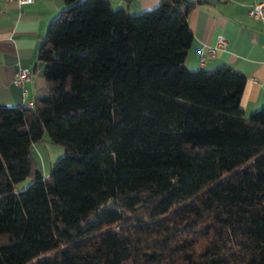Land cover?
Segmentation results:
<instances>
[{
    "label": "trees",
    "instance_id": "16d2710c",
    "mask_svg": "<svg viewBox=\"0 0 264 264\" xmlns=\"http://www.w3.org/2000/svg\"><path fill=\"white\" fill-rule=\"evenodd\" d=\"M199 1L64 0L46 95L0 106V264H264V108L245 115L233 68L185 67Z\"/></svg>",
    "mask_w": 264,
    "mask_h": 264
},
{
    "label": "crops",
    "instance_id": "0c3cea01",
    "mask_svg": "<svg viewBox=\"0 0 264 264\" xmlns=\"http://www.w3.org/2000/svg\"><path fill=\"white\" fill-rule=\"evenodd\" d=\"M20 5L0 0V106L32 103L45 96L44 65L37 60L47 24L59 14L64 0H31ZM111 8L139 14L157 6L159 0H108ZM195 1V0H193ZM264 0H200L187 17L192 40L185 55L189 71L227 65L243 75L240 107L245 115L264 108V16L254 19L247 11ZM224 46L208 57L206 49L218 38ZM29 70V80L17 86L13 73ZM42 175H45V173ZM46 176V175H45Z\"/></svg>",
    "mask_w": 264,
    "mask_h": 264
},
{
    "label": "rangeland",
    "instance_id": "374dc122",
    "mask_svg": "<svg viewBox=\"0 0 264 264\" xmlns=\"http://www.w3.org/2000/svg\"><path fill=\"white\" fill-rule=\"evenodd\" d=\"M247 113L246 115H248ZM250 115V114H249ZM30 154L32 158L36 161L39 168H41L42 173L45 175L50 172L52 164L55 160L60 159L62 154L61 145L53 144L48 141L46 134L42 135V138L31 145ZM31 183L29 179H24L23 182L16 184L15 189L17 191L23 190L26 186Z\"/></svg>",
    "mask_w": 264,
    "mask_h": 264
},
{
    "label": "built area",
    "instance_id": "2783aa9c",
    "mask_svg": "<svg viewBox=\"0 0 264 264\" xmlns=\"http://www.w3.org/2000/svg\"><path fill=\"white\" fill-rule=\"evenodd\" d=\"M15 2H17L20 5H24V4H31L32 1L31 0H15ZM247 15L251 18L254 19H262L264 16V3L260 4H254L249 11H247ZM224 40H222V38H218L215 40V44L214 46L207 48L205 54L208 55V57H210L211 55H213L214 51H216L217 49H222L224 46ZM29 70L25 69V68H19V70L17 72L13 73V82L15 85L19 86L21 84H23L24 82L29 80ZM28 107H32V104L28 103L27 104Z\"/></svg>",
    "mask_w": 264,
    "mask_h": 264
}]
</instances>
